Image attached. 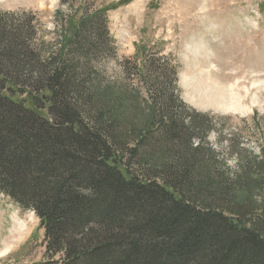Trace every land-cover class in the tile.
I'll return each mask as SVG.
<instances>
[{"label": "trees", "instance_id": "obj_1", "mask_svg": "<svg viewBox=\"0 0 264 264\" xmlns=\"http://www.w3.org/2000/svg\"><path fill=\"white\" fill-rule=\"evenodd\" d=\"M106 11L74 19L59 55L35 14L0 11V191L38 216L54 264H264L253 168L218 160L178 65L136 55L135 96L91 67Z\"/></svg>", "mask_w": 264, "mask_h": 264}, {"label": "rangeland", "instance_id": "obj_2", "mask_svg": "<svg viewBox=\"0 0 264 264\" xmlns=\"http://www.w3.org/2000/svg\"><path fill=\"white\" fill-rule=\"evenodd\" d=\"M100 8H107L109 48L93 56L91 67L105 83L135 96L143 93L135 56L162 51L160 56L178 65L181 98L216 117L208 142L218 160L234 171L243 164L252 166L249 206L261 211L264 0H0V11L35 14L40 41L57 55L61 48L66 53L70 50L71 22ZM219 86L226 88L230 102L218 104L213 97L210 101L211 88ZM218 90L215 94H220ZM141 107L138 117L145 118L146 105ZM27 229L25 238L12 243L8 254L0 257V264H54L57 260L46 255L44 229L35 212L0 191V249Z\"/></svg>", "mask_w": 264, "mask_h": 264}, {"label": "bare ground", "instance_id": "obj_3", "mask_svg": "<svg viewBox=\"0 0 264 264\" xmlns=\"http://www.w3.org/2000/svg\"><path fill=\"white\" fill-rule=\"evenodd\" d=\"M214 84V83H213ZM212 84V85H213ZM216 84V83H215ZM212 85H210V86H212ZM214 86H216V85H214ZM220 90V94H218V92L216 91V94H215V90H218V89ZM217 88H211L212 89V91L210 92L211 93V96H208V97H210V101H212V97L214 98L213 100H216L217 101V103L218 104H224V103H226L227 101L228 102H230V99H227L226 97H227V94H226V92H224L225 90H226V88L225 87H223V89H220V86L219 87H217ZM218 90V91H219ZM221 95L223 96V97H221ZM222 98V99H221ZM207 99V98H206ZM209 99V98H208ZM208 101V100H207ZM206 101V102H207ZM15 219H18V221H17V223L16 224H20V217L18 216V215H16L15 216ZM24 225L25 224H23V227H24ZM26 226V225H25ZM27 232H28V229L24 232V234H19V235H17L15 238H14V240L13 241H11V242H9V239H8V241L4 244V246L0 249V257L1 256H4V255H6V254H8V252L12 249V247H13V245H12V243H15V242H21L24 238H25V236H26V234H27Z\"/></svg>", "mask_w": 264, "mask_h": 264}]
</instances>
